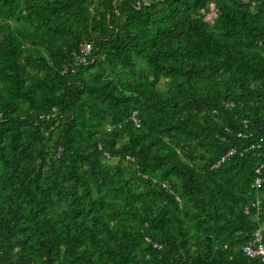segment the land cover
I'll list each match as a JSON object with an SVG mask.
<instances>
[{"label":"trees","instance_id":"16d2710c","mask_svg":"<svg viewBox=\"0 0 264 264\" xmlns=\"http://www.w3.org/2000/svg\"><path fill=\"white\" fill-rule=\"evenodd\" d=\"M260 138L264 0H0V264H264Z\"/></svg>","mask_w":264,"mask_h":264},{"label":"built area","instance_id":"2783aa9c","mask_svg":"<svg viewBox=\"0 0 264 264\" xmlns=\"http://www.w3.org/2000/svg\"><path fill=\"white\" fill-rule=\"evenodd\" d=\"M82 56L81 61H85V57L87 54L90 53L91 47L88 44L82 45ZM133 121H136L135 118H132ZM246 126V125H245ZM136 127H139L138 124H136ZM263 138H260L256 144H251L248 150H263L262 154L264 155V145H263ZM232 152H228V156L231 155ZM264 183V179L260 176V169H257V177L252 184V187L254 189H259ZM245 255L249 258H258L262 263H264V244L262 243V236L259 231H255L253 240L244 247L243 249Z\"/></svg>","mask_w":264,"mask_h":264}]
</instances>
